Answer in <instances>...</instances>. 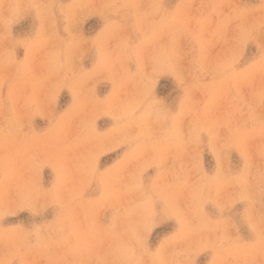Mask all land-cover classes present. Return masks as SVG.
<instances>
[{"label":"rangeland","instance_id":"374dc122","mask_svg":"<svg viewBox=\"0 0 264 264\" xmlns=\"http://www.w3.org/2000/svg\"><path fill=\"white\" fill-rule=\"evenodd\" d=\"M0 264H264V0H0Z\"/></svg>","mask_w":264,"mask_h":264}]
</instances>
